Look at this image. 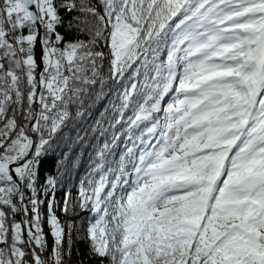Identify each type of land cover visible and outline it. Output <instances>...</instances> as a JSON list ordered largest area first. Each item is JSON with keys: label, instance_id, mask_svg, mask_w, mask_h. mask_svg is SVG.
Listing matches in <instances>:
<instances>
[{"label": "snow or ice", "instance_id": "obj_1", "mask_svg": "<svg viewBox=\"0 0 264 264\" xmlns=\"http://www.w3.org/2000/svg\"><path fill=\"white\" fill-rule=\"evenodd\" d=\"M81 230L97 264H264V0H0V264Z\"/></svg>", "mask_w": 264, "mask_h": 264}, {"label": "trees", "instance_id": "obj_2", "mask_svg": "<svg viewBox=\"0 0 264 264\" xmlns=\"http://www.w3.org/2000/svg\"><path fill=\"white\" fill-rule=\"evenodd\" d=\"M101 48L102 50H104L105 52H107V48L104 47L103 42H101ZM107 66V62L105 61V69ZM74 112V109H73ZM80 125L77 124L75 126V128L72 127L71 122L69 124L68 128L64 129V132H68L70 136H75V130L76 128H79ZM61 144H63V141H61ZM63 151H67V148L64 147ZM80 146H76L73 150V154L75 155L76 153L80 152ZM88 151L89 149L85 148L84 149V155L81 157V161H80V169L79 172L76 174L75 179L78 181L80 179V177L83 175L84 169L87 167V163H88ZM61 152V150L58 148L56 149L55 153L50 154L49 158L45 161L44 163V171H48V172H54L55 171V165L58 159V154ZM73 194H75V189H73ZM63 196V192L59 191L57 193V199H61ZM60 214V213H58ZM61 215V219H64L63 215ZM18 220L21 218L20 216L16 217ZM77 223L79 224V220H77ZM45 233H48V227L47 224H45ZM73 244H72V251H71V255L70 256H66L65 257V264H80L81 261L84 262V264H97V261L95 259H89V244L87 239L85 238V233L83 230L79 231V232H74L73 233ZM47 242H48V250L47 252H45V255H48V253H50L51 251V247H52V238L49 235L47 237ZM65 247L67 248V244L65 245Z\"/></svg>", "mask_w": 264, "mask_h": 264}, {"label": "rangeland", "instance_id": "obj_3", "mask_svg": "<svg viewBox=\"0 0 264 264\" xmlns=\"http://www.w3.org/2000/svg\"><path fill=\"white\" fill-rule=\"evenodd\" d=\"M37 251H39V250L37 249ZM47 256H48V255H45V253H43V256H42V258H45V259H46V258H47ZM49 264H51V262H49Z\"/></svg>", "mask_w": 264, "mask_h": 264}]
</instances>
